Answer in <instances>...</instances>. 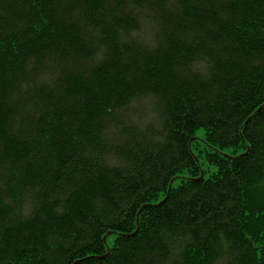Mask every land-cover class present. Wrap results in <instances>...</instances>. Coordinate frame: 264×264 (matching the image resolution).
<instances>
[{
    "label": "trees",
    "instance_id": "trees-1",
    "mask_svg": "<svg viewBox=\"0 0 264 264\" xmlns=\"http://www.w3.org/2000/svg\"><path fill=\"white\" fill-rule=\"evenodd\" d=\"M0 264H264V0H0Z\"/></svg>",
    "mask_w": 264,
    "mask_h": 264
},
{
    "label": "rangeland",
    "instance_id": "rangeland-1",
    "mask_svg": "<svg viewBox=\"0 0 264 264\" xmlns=\"http://www.w3.org/2000/svg\"><path fill=\"white\" fill-rule=\"evenodd\" d=\"M202 135H203V131L200 129V130H198L197 133H196V138L200 140L201 137H202ZM200 141H201V140H200ZM201 147H202V148H205V145H204L202 142H201ZM225 154H229V155H230L231 152H230V151H225ZM202 168H203V170H205V171L207 170V165L204 164L203 162H202ZM213 170H214V168H213V167H210L208 171H213ZM204 176L207 177L208 174L205 173ZM177 184H178V179H176L175 181H173L172 186H177ZM160 199H161V195L158 197V201H159ZM114 239H115V235H113V234L108 235L107 238H106V241H105L106 246H107V247H111L112 244H113V242H114Z\"/></svg>",
    "mask_w": 264,
    "mask_h": 264
}]
</instances>
